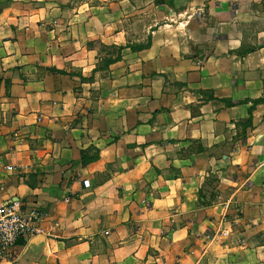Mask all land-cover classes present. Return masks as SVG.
<instances>
[{
    "label": "crops",
    "instance_id": "0c3cea01",
    "mask_svg": "<svg viewBox=\"0 0 264 264\" xmlns=\"http://www.w3.org/2000/svg\"><path fill=\"white\" fill-rule=\"evenodd\" d=\"M10 202L0 264H264V0H0Z\"/></svg>",
    "mask_w": 264,
    "mask_h": 264
},
{
    "label": "built area",
    "instance_id": "2783aa9c",
    "mask_svg": "<svg viewBox=\"0 0 264 264\" xmlns=\"http://www.w3.org/2000/svg\"><path fill=\"white\" fill-rule=\"evenodd\" d=\"M41 222L37 210L26 211L19 202L0 204V262L10 259L19 243L42 234Z\"/></svg>",
    "mask_w": 264,
    "mask_h": 264
},
{
    "label": "trees",
    "instance_id": "16d2710c",
    "mask_svg": "<svg viewBox=\"0 0 264 264\" xmlns=\"http://www.w3.org/2000/svg\"><path fill=\"white\" fill-rule=\"evenodd\" d=\"M116 60H118V59H115V60H109V61H108V64H111V63H113V62L116 61Z\"/></svg>",
    "mask_w": 264,
    "mask_h": 264
}]
</instances>
